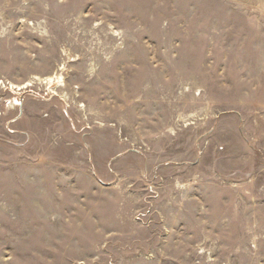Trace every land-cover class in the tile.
<instances>
[{"label": "rangeland", "instance_id": "rangeland-1", "mask_svg": "<svg viewBox=\"0 0 264 264\" xmlns=\"http://www.w3.org/2000/svg\"><path fill=\"white\" fill-rule=\"evenodd\" d=\"M0 264H264V0H0Z\"/></svg>", "mask_w": 264, "mask_h": 264}, {"label": "bare ground", "instance_id": "bare-ground-1", "mask_svg": "<svg viewBox=\"0 0 264 264\" xmlns=\"http://www.w3.org/2000/svg\"><path fill=\"white\" fill-rule=\"evenodd\" d=\"M45 78H46L47 81H51V80H52V77H51V76H47V77H45ZM59 84H60V83H59ZM25 85H27V83H26ZM25 85H22V86H25Z\"/></svg>", "mask_w": 264, "mask_h": 264}, {"label": "built area", "instance_id": "built-area-1", "mask_svg": "<svg viewBox=\"0 0 264 264\" xmlns=\"http://www.w3.org/2000/svg\"><path fill=\"white\" fill-rule=\"evenodd\" d=\"M17 104L19 103V101L17 100V102H16Z\"/></svg>", "mask_w": 264, "mask_h": 264}]
</instances>
